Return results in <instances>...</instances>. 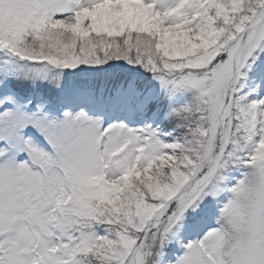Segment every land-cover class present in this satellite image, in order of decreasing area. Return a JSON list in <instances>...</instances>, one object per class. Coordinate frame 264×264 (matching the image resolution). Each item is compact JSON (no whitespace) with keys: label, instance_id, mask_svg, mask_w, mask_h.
<instances>
[{"label":"snow or ice","instance_id":"1","mask_svg":"<svg viewBox=\"0 0 264 264\" xmlns=\"http://www.w3.org/2000/svg\"><path fill=\"white\" fill-rule=\"evenodd\" d=\"M264 160V0H0V264H220Z\"/></svg>","mask_w":264,"mask_h":264},{"label":"clouds","instance_id":"2","mask_svg":"<svg viewBox=\"0 0 264 264\" xmlns=\"http://www.w3.org/2000/svg\"><path fill=\"white\" fill-rule=\"evenodd\" d=\"M216 222L220 264H264V160L252 159L232 180Z\"/></svg>","mask_w":264,"mask_h":264}]
</instances>
